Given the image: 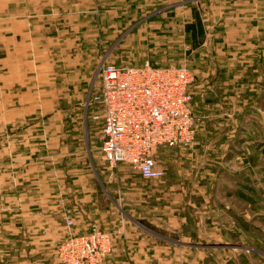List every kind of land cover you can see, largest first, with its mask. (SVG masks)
<instances>
[{
	"label": "rangeland",
	"instance_id": "1",
	"mask_svg": "<svg viewBox=\"0 0 264 264\" xmlns=\"http://www.w3.org/2000/svg\"><path fill=\"white\" fill-rule=\"evenodd\" d=\"M220 2L56 0L55 4L37 3L36 8L47 12L54 5L59 18L66 9L67 26L71 18L73 73L68 90L72 91L71 97H61L53 102L42 95L64 85L63 74L53 73L63 69V63L57 61V65H52L47 57L38 63V76L28 82L24 90L15 75H0V93L4 90L3 84L11 95L19 91L27 97L24 115L19 116V121L26 124H80L82 146L74 143L71 149L74 154L87 158L89 182L84 208L89 215L88 220L98 225H105L103 222L107 220L119 226L109 230L94 225L89 230H99L109 236L110 250L103 264H264V47H260L263 51H259L257 56L258 66L250 67L246 63L238 66L235 70L237 77L232 83L234 92H239L241 87L245 89L246 85L250 90L249 96L238 94L241 96L238 100L248 107L243 119L239 116L238 120L246 126L240 132L242 155L238 152L240 144H228L226 141L224 147L214 146L211 151L207 148L202 154L187 156H180V148H160L156 156L165 176L161 180H144L128 165L108 166L100 149L102 124L91 118V108L88 111V101L101 83L98 71L102 62L119 66L142 65L146 61L158 66L183 65L194 75V84L207 81L215 59L222 57L217 61L224 60L223 50L219 48L224 42H229L228 38L240 41L239 35L227 36L226 30L235 28L237 20L224 18L222 12L226 2ZM20 5L9 2L8 7L16 12ZM32 5L25 4L26 10H33ZM198 20L202 29L192 33L187 26ZM261 20V26H264V18ZM195 38L201 42L197 50ZM261 41L264 45V38ZM251 48L248 47L249 51H233L240 60L252 59L255 52ZM221 72L223 79L219 83L218 94L225 96L231 81H224L226 71ZM80 73L82 75L77 76ZM247 76L249 82H242ZM257 76H260L258 81ZM204 84L208 85L207 82ZM29 86L33 90L30 91ZM9 98L10 103H16L17 99ZM62 108H65L64 112L57 113L56 109ZM228 135L230 132L219 134L224 140ZM6 139L7 133L0 131V154ZM214 143L209 140L210 146ZM208 151L210 154L206 156ZM70 166L79 169L77 161ZM135 221L153 232L154 237L148 243L138 241L135 244L146 245L147 254L142 257H114L119 251L118 239L124 236L123 227L134 225ZM243 223L247 228L241 225ZM70 228L72 232L67 238L50 249L56 252L58 264H65L59 254L60 247L72 234H76L73 226ZM119 229L121 231L118 232ZM42 246L50 247L52 244L42 243ZM124 249L127 251L128 246ZM12 257H8V262L0 259V264H17L18 260H11ZM37 264L48 262L41 260L40 263L39 260Z\"/></svg>",
	"mask_w": 264,
	"mask_h": 264
},
{
	"label": "crops",
	"instance_id": "2",
	"mask_svg": "<svg viewBox=\"0 0 264 264\" xmlns=\"http://www.w3.org/2000/svg\"><path fill=\"white\" fill-rule=\"evenodd\" d=\"M55 1L0 0V70L2 71L0 75L5 76L10 73L12 76L15 75L16 81L24 90L25 85L38 76V63L45 57L52 65H57V61L63 63V69L53 73L54 75L63 74L64 85H61L58 90L42 94L45 95V99L53 100V102L61 97H71L72 94V91L68 92L72 85L73 73L72 22L69 18L67 26L66 9L59 14L62 16L59 18L55 14L54 5L47 12L40 7L36 8L35 4H55ZM9 2L21 4L20 10L11 11L8 7ZM210 2L217 3L220 0H210ZM225 2V10L222 12L224 18L237 20L234 23L236 26L233 25L235 28L226 30L227 36L239 35L240 41L228 38L229 42H224V45L219 48L223 50L224 60L217 61L222 57L215 59L214 68H210L207 81L202 80L200 83L191 84L190 104L197 120V133L190 146L180 148V156L194 155L198 152L202 154L207 148L211 151V147L214 146L224 147L225 141L228 144L230 142L233 145L240 144L238 152H240L239 155L243 154L241 152L243 140L240 132L246 126L238 120L239 116L242 117L248 112V107L238 100L241 99L238 94L249 96L250 90L246 85L245 89L241 87L239 92H234L232 83L237 77L235 70L238 66L242 67L245 63L250 67L258 66L257 56L259 51H263L260 47H264L260 43L264 38V26H261V19L264 18V0H225ZM25 4H33L31 8L34 9L26 10ZM68 13H70L69 9ZM217 14L218 12H215V15ZM195 39L197 50L201 42L198 38ZM249 46L252 47L251 51L255 52L252 59L240 60L233 51H249ZM152 64L159 65L153 62ZM42 67L41 65L40 69ZM221 71H226L224 81H231L230 90L225 96L218 94L219 83L223 79ZM79 75L81 76L82 73L77 76ZM259 77L257 76V81ZM203 81L208 85L201 84ZM6 82L8 83V80ZM242 82L248 83V76ZM2 88L4 90L0 93V131L7 133V139L0 154L2 161H0V259H6L8 262V257L13 255L11 260L16 258L17 264H37L39 260L40 263L43 260L48 264H58L56 252L50 249L65 240L72 232L67 225L68 219L73 220V232L76 234L89 232L94 225H100L99 227L103 226V229L109 230L119 226L107 220L103 222L105 225L100 223L98 225L88 220L89 215L84 208L89 182L87 158H84L82 154H74L71 149L74 143L82 146V139L79 137L80 124L23 123L19 121V116L24 115V101L27 98L25 93L22 95L17 91L11 95L3 84ZM28 89L33 90L31 86ZM9 97L17 99L15 105L10 103ZM219 97H223L224 100ZM64 109H56V111L60 113L64 112ZM220 115L229 117H220ZM222 132H230V135L224 140L222 136H219ZM209 140L215 141L214 145L210 146ZM54 147L55 150H52ZM209 151L205 152L206 156L210 154ZM74 161L79 163V169H73L70 166ZM138 177L141 178L139 175ZM239 193L243 196L242 192ZM142 224L135 221L134 225L123 227L122 235L124 236L118 239L119 251L114 257L131 258L147 254L146 245L142 246V243L139 244L140 246L135 245L138 241L148 243L147 241L154 237L153 232ZM241 225L247 228V224ZM160 238L163 237L160 236ZM42 243L52 244V246H42ZM126 246H128L127 251L124 249ZM29 259L32 261L29 262Z\"/></svg>",
	"mask_w": 264,
	"mask_h": 264
},
{
	"label": "built area",
	"instance_id": "3",
	"mask_svg": "<svg viewBox=\"0 0 264 264\" xmlns=\"http://www.w3.org/2000/svg\"><path fill=\"white\" fill-rule=\"evenodd\" d=\"M100 86L88 101L91 118L102 124L103 159L110 168L128 165L144 180H161L160 148L190 146L197 133L191 107L194 75L186 66H119L102 62ZM1 170V166H0ZM72 219L67 225L72 227ZM110 250L106 233L72 234L60 247L65 264H103Z\"/></svg>",
	"mask_w": 264,
	"mask_h": 264
},
{
	"label": "trees",
	"instance_id": "4",
	"mask_svg": "<svg viewBox=\"0 0 264 264\" xmlns=\"http://www.w3.org/2000/svg\"><path fill=\"white\" fill-rule=\"evenodd\" d=\"M196 20H197V18H196ZM187 29H188L189 31H191L192 33H196L197 29H198V30H199V29H202L201 21L198 20V22H194V23L188 25V26H187Z\"/></svg>",
	"mask_w": 264,
	"mask_h": 264
}]
</instances>
